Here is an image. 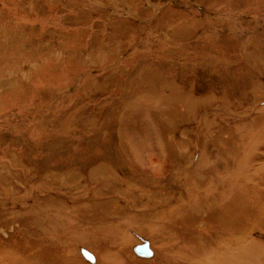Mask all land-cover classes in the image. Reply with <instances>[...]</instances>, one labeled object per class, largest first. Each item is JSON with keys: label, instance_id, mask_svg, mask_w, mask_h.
Returning <instances> with one entry per match:
<instances>
[{"label": "rangeland", "instance_id": "1", "mask_svg": "<svg viewBox=\"0 0 264 264\" xmlns=\"http://www.w3.org/2000/svg\"><path fill=\"white\" fill-rule=\"evenodd\" d=\"M0 264H264V0H0Z\"/></svg>", "mask_w": 264, "mask_h": 264}]
</instances>
